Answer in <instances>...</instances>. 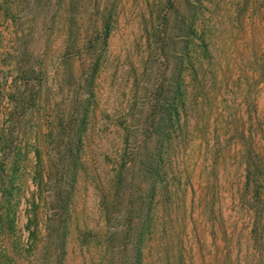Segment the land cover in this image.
<instances>
[{"label":"trees","instance_id":"trees-1","mask_svg":"<svg viewBox=\"0 0 264 264\" xmlns=\"http://www.w3.org/2000/svg\"><path fill=\"white\" fill-rule=\"evenodd\" d=\"M198 1L189 2L185 13L158 12L159 24L153 22L150 34L147 29L145 71L153 77L140 91L142 101L135 100L117 125L124 148L98 195L104 227L76 228L80 249H100L93 264H150L153 255L155 264H188L179 232L188 225L191 177L182 165L194 136L190 116L207 91L205 77L216 71L213 32L204 20L213 11ZM0 2V22L15 27L9 38L13 54L0 56L7 63L2 86H8L0 126V264H20L7 243L20 239L22 204L27 239L18 243L20 257L40 264L52 253L55 264H66L79 186L89 176L88 143L98 123L99 79L120 20L119 0H25L19 12L28 13L27 23L18 19L14 1ZM60 13L65 39L57 45L53 24ZM140 81L136 76L137 92ZM246 149V186L260 207L264 163L251 145ZM211 185L202 186L203 198ZM157 241L162 243L156 246Z\"/></svg>","mask_w":264,"mask_h":264},{"label":"rangeland","instance_id":"rangeland-1","mask_svg":"<svg viewBox=\"0 0 264 264\" xmlns=\"http://www.w3.org/2000/svg\"><path fill=\"white\" fill-rule=\"evenodd\" d=\"M11 1L15 2L18 12L25 2ZM192 1L195 6L199 4L198 0H119L120 20L110 39L108 62L99 79L98 123L88 143L89 176L82 178L79 186V216L73 221L74 238L66 264L98 263L100 249H80L74 240L76 228L101 230L104 227L98 195L114 174L124 148L123 131L117 125L128 117L135 100L142 101L140 91L153 77L150 69L146 73L145 65L147 33L150 34L153 22L156 26L160 22L154 17L161 11L164 15L167 11L185 13ZM200 5L213 11L204 20L213 32L211 68L216 71L205 77L207 91L190 116L194 136L182 165L191 177L187 183L189 217L186 230L179 232L184 243L176 241L187 255L188 264H264V182L261 206L257 207L255 191L246 186L247 162L243 153L251 145V151H255L253 156L258 155L264 163V0H202ZM18 19L27 23L28 13L19 12ZM61 19L60 13L53 24L57 27V45L65 39ZM48 21L52 25V18ZM88 25L85 22V28ZM14 28L12 24L0 22V56L13 54L9 38ZM1 59L0 73L7 69V63ZM73 68L78 71L79 63ZM136 76L141 80L138 92L134 87ZM11 81L12 76L8 83ZM0 83L1 126L8 110L5 95L8 86H2V74ZM243 131H246L245 137ZM213 161L216 165L212 169ZM206 183L212 184L210 190L204 191L207 199L202 197V186ZM17 212L23 215L17 235L20 239L11 238L7 245L20 264H31L32 258H21L17 248L18 243L25 244L27 239L26 231L22 232L26 223L25 205ZM40 219L43 231L44 216ZM161 243L157 241L154 245ZM41 258L44 261L40 264H55L52 253L46 254V260L44 256ZM149 262L155 264L158 258L153 255Z\"/></svg>","mask_w":264,"mask_h":264}]
</instances>
